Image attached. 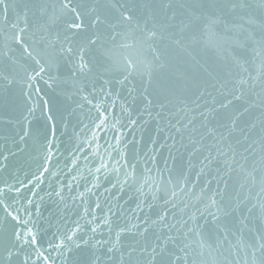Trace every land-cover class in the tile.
<instances>
[{
    "label": "water",
    "instance_id": "1",
    "mask_svg": "<svg viewBox=\"0 0 264 264\" xmlns=\"http://www.w3.org/2000/svg\"><path fill=\"white\" fill-rule=\"evenodd\" d=\"M74 4L69 31L60 0H0V264H158L159 234L175 264H261L264 0ZM213 199L244 203L214 221Z\"/></svg>",
    "mask_w": 264,
    "mask_h": 264
},
{
    "label": "snow or ice",
    "instance_id": "2",
    "mask_svg": "<svg viewBox=\"0 0 264 264\" xmlns=\"http://www.w3.org/2000/svg\"><path fill=\"white\" fill-rule=\"evenodd\" d=\"M80 6L74 4V0H60V8L66 13V14H70L71 18L69 21L66 22V29L69 31L72 30H80L83 29L86 25L83 21V17H84V13L82 11H79L78 8ZM125 19H131V17H125ZM97 22H100V17L97 16L95 18V20H92L91 23L92 24H96ZM151 35H155V33H150ZM15 40L17 43L20 42L21 37L17 36L15 37ZM89 44H94L95 43V39L89 40L88 41ZM25 52L28 51L27 48L24 49ZM62 51H67L69 53H71L73 51V49L71 47H68L67 49H62ZM84 49L81 48V52H83ZM30 54V53H29ZM37 64H39V61H36ZM80 70H83L84 68L87 67L86 64L81 63L80 64ZM45 69L43 67L40 68V72H43ZM37 75H39V73H36ZM29 79H31V77H29ZM245 81H240V84H244ZM239 94L233 95L232 99H225V102L222 104H218L217 107L219 108H227L229 105L232 104L233 100L239 101L241 100L242 96H243V92L242 90H238ZM247 109H245L246 111ZM210 112H214L215 109H209ZM242 115V113L239 110H235L234 114H230L229 115V119L231 120V126L228 128L227 132L225 134L221 135V140L225 139L226 136H232L235 133H239V138H237L235 140V143L237 145L243 146V143L246 142L249 139L248 133H246L244 131L243 128L239 127V120L238 118ZM207 116H205V120H207ZM250 129L255 127L254 124L249 125L248 126ZM209 133H213L214 130L209 128L208 129ZM261 140L262 142H264V134H262L261 136ZM253 143H255L253 141ZM231 147V146H229ZM252 148V144L248 145V148H245L244 151H248V149ZM237 153L235 152V150H233V156H236ZM245 159H247L245 157ZM0 203H3L2 201H0ZM244 203L243 200H237L235 203L232 202L231 199L227 200V201H223L222 203H220L218 205V202L213 199L210 201L211 206L216 208V212L214 213H209V215L212 216V219L215 221L218 219L219 216H224L227 217L232 213H235L237 211L240 210L241 205ZM5 213L8 217H11L12 220L16 221L17 217L13 216L12 212H9L7 210V207H5ZM160 221L164 220L163 216H160L158 218ZM105 223H107V221H105ZM156 221H152V225H155ZM165 228H169L171 229V227L174 226H170L167 224H163L162 225ZM183 226V225H182ZM96 229H92L93 232H95ZM147 232V228L144 229L142 232H140L141 236H144L145 233ZM193 232V228L192 227H188L187 231L184 233L185 238H187L188 234ZM27 237V239H25L24 237ZM117 239H119V234H117ZM15 240L19 241L21 244L23 245H32L35 246L38 244V240L37 238L32 235L31 230H29L27 233H20L19 231H17L15 233ZM66 240L68 241H72V236L68 235L66 237ZM176 242V238L170 234H159L156 235L155 240L151 242L150 246L148 244H146L144 247H140L139 248V252L140 253H147L149 251V247H150V251H151V255L153 259H158V264H175V260L176 258H174L173 253L169 250L168 246L170 244H173ZM85 244H87V241H84ZM97 243H100L99 241ZM107 243V242H104ZM77 247L79 245H76ZM57 247H60V245H57ZM116 247V244H113L112 248H109L108 251L112 252L113 248ZM185 248L187 247V245L184 246ZM261 247H264V245H262ZM157 249H159V251H157ZM137 251V249L133 248L130 249L129 252L130 253H135ZM9 255H12L11 251L9 252ZM41 256H43V253H40ZM28 259V258H26ZM124 259L123 254H121V260ZM131 261V257L129 258ZM261 264H264V259L261 260Z\"/></svg>",
    "mask_w": 264,
    "mask_h": 264
}]
</instances>
